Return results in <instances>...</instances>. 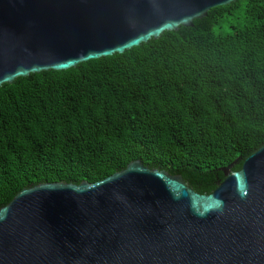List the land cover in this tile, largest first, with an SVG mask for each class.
<instances>
[{
	"label": "water",
	"instance_id": "obj_1",
	"mask_svg": "<svg viewBox=\"0 0 264 264\" xmlns=\"http://www.w3.org/2000/svg\"><path fill=\"white\" fill-rule=\"evenodd\" d=\"M236 0H0V88L121 55ZM0 264H264V143L229 166L144 167L21 190Z\"/></svg>",
	"mask_w": 264,
	"mask_h": 264
},
{
	"label": "trees",
	"instance_id": "obj_2",
	"mask_svg": "<svg viewBox=\"0 0 264 264\" xmlns=\"http://www.w3.org/2000/svg\"><path fill=\"white\" fill-rule=\"evenodd\" d=\"M264 143V0L213 8L121 55L0 88V208L129 162L207 173Z\"/></svg>",
	"mask_w": 264,
	"mask_h": 264
}]
</instances>
